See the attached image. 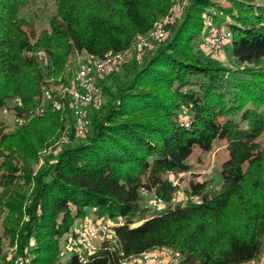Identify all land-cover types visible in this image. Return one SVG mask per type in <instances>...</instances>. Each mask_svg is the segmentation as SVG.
Instances as JSON below:
<instances>
[{
    "label": "trees",
    "instance_id": "trees-1",
    "mask_svg": "<svg viewBox=\"0 0 264 264\" xmlns=\"http://www.w3.org/2000/svg\"><path fill=\"white\" fill-rule=\"evenodd\" d=\"M30 1L0 0V110L26 120L11 132L0 121V243L16 246L24 264H122L156 246L180 252L182 264L257 258L264 245V5L187 0L162 42L124 65V83L112 88L113 74L103 80L107 100L78 137L68 100L54 108L43 87L66 74L75 54L131 48L173 2L53 0L48 27L38 28L21 15ZM208 15L231 30L235 68L201 47ZM67 133L69 141L38 168L40 151ZM217 139L229 150L221 185L192 178L188 199L175 203L174 175L193 170L194 150L209 153ZM143 190L167 206L144 204ZM90 212L125 224L86 262L77 254L62 261V241Z\"/></svg>",
    "mask_w": 264,
    "mask_h": 264
},
{
    "label": "built area",
    "instance_id": "built-area-1",
    "mask_svg": "<svg viewBox=\"0 0 264 264\" xmlns=\"http://www.w3.org/2000/svg\"><path fill=\"white\" fill-rule=\"evenodd\" d=\"M172 2L169 13L162 17L148 34L139 36L138 41L131 48L108 52L103 56L85 55L86 59L79 64L68 88L69 106L75 133L78 137L87 135L93 112L105 103L102 80L117 72L131 57L143 60L146 50L152 47L151 40L164 39L167 36L164 25L174 22L177 16L181 15V9L177 5L178 0H172ZM202 38L201 47L206 53L216 57L222 55L223 46L231 41L232 32L229 28L223 29L221 26L213 24V18L208 15ZM38 55H42V51H39ZM43 95L54 108H60L64 103L62 98L59 95L54 96L51 88L47 86L43 87ZM42 109L40 107L38 112H41ZM17 120L21 124L26 122L21 117H17ZM63 139V143L68 142V134L63 136ZM173 183L178 184L175 180ZM143 192L147 191L143 190ZM187 199L188 196L185 200ZM193 199L199 200V197L195 196ZM148 205L157 210L167 206L162 198L155 195L150 198ZM124 224L125 221L122 219L99 217L90 212L85 219L78 221L66 236L67 250L72 254L79 255L81 261L86 262L100 250L104 242H115L117 239L116 227ZM24 263L25 260L22 257H16L11 264ZM122 264H182V256L180 252L169 246H156L138 254L126 256L122 260ZM244 264H264V245L257 258Z\"/></svg>",
    "mask_w": 264,
    "mask_h": 264
},
{
    "label": "rangeland",
    "instance_id": "rangeland-1",
    "mask_svg": "<svg viewBox=\"0 0 264 264\" xmlns=\"http://www.w3.org/2000/svg\"><path fill=\"white\" fill-rule=\"evenodd\" d=\"M253 2L257 4L264 5V0H254ZM178 7L181 9L180 14L184 10L187 0H178L177 2ZM54 12V3L53 0H31L28 5H26L24 8L21 9V15L24 16L26 19L30 21H34L36 27L38 28H46L49 25V19L52 16ZM181 15H178L180 17ZM176 18V19H177ZM175 19V20H176ZM229 19V18H228ZM172 23L165 24V30L167 31V34L170 33V26ZM223 29L228 28L226 24H221ZM203 39V38H202ZM162 39H152L151 40V46L152 48H156L162 41ZM137 40L135 41L134 45L136 44ZM149 49L146 50L145 55ZM218 58H221L223 60L224 65L235 68L236 63L234 61V58L232 56V47L231 43L228 42L223 46V53L221 56H216ZM86 59V56L84 54H75L71 60L70 63L67 66L66 74L62 77H59L58 81L51 80L50 87L53 91L54 96L59 95L62 100L63 104L67 105L69 103V94H68V88L71 83V80L73 78L74 73L76 72L78 66L82 61ZM138 60L135 57H131L128 62L125 65H129L131 61ZM124 67V66H123ZM120 68L116 73L113 74V76L108 81L109 85L112 86V88H115L116 85L122 84L125 82V68ZM103 82V81H102ZM108 85V86H109ZM105 95V93H104ZM105 99L106 95H105ZM68 100V103H67ZM105 100V102H106ZM19 101H15L11 104L13 106L14 104H17ZM38 114H41L40 112ZM93 115V114H92ZM93 117V116H92ZM0 121L4 124L6 127V131H14L20 126H22L21 123L17 120V115L11 108H3L0 110ZM92 121V119H91ZM91 124V123H90ZM68 134V133H67ZM66 134L60 136L55 142L51 144H47L41 151L39 155V162L37 167L39 168L42 166L47 158H50L51 154L58 152L63 146L64 139L62 140L63 136ZM261 142L264 145V135L261 137ZM228 141L226 139H217L214 143V148L209 153H205L201 151L199 148H196L194 152L191 154L189 158V162L194 167L193 170L188 172H183L179 175H174L173 180H175L179 185V190L177 191L174 202H184L186 201L185 196V189L189 187V182L193 178L195 180H212V186L215 189L218 188L221 185L222 182V163L228 159L229 157V150L227 148ZM193 172L196 173L195 176H193ZM154 194L150 192H143V203L148 205L150 198H152ZM3 214L0 212V236L2 234V220H3ZM140 221H137L136 223H139ZM61 255L60 259L62 261H67L72 256V253L67 250V242L64 239L61 244ZM16 254V246H11L9 240H3L2 243H0V264H11L13 260L17 257Z\"/></svg>",
    "mask_w": 264,
    "mask_h": 264
},
{
    "label": "crops",
    "instance_id": "crops-1",
    "mask_svg": "<svg viewBox=\"0 0 264 264\" xmlns=\"http://www.w3.org/2000/svg\"><path fill=\"white\" fill-rule=\"evenodd\" d=\"M103 81V80H102Z\"/></svg>",
    "mask_w": 264,
    "mask_h": 264
}]
</instances>
